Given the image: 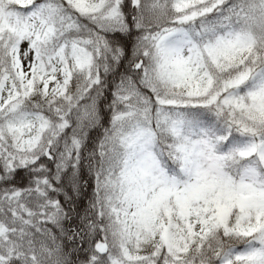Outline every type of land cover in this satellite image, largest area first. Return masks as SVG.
Segmentation results:
<instances>
[{
	"label": "snow or ice",
	"instance_id": "1",
	"mask_svg": "<svg viewBox=\"0 0 264 264\" xmlns=\"http://www.w3.org/2000/svg\"><path fill=\"white\" fill-rule=\"evenodd\" d=\"M0 264H264V0H0Z\"/></svg>",
	"mask_w": 264,
	"mask_h": 264
},
{
	"label": "rangeland",
	"instance_id": "2",
	"mask_svg": "<svg viewBox=\"0 0 264 264\" xmlns=\"http://www.w3.org/2000/svg\"><path fill=\"white\" fill-rule=\"evenodd\" d=\"M25 47H26V45H25Z\"/></svg>",
	"mask_w": 264,
	"mask_h": 264
}]
</instances>
